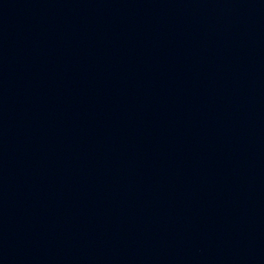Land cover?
Returning <instances> with one entry per match:
<instances>
[{
  "label": "water",
  "instance_id": "obj_1",
  "mask_svg": "<svg viewBox=\"0 0 264 264\" xmlns=\"http://www.w3.org/2000/svg\"><path fill=\"white\" fill-rule=\"evenodd\" d=\"M0 264H264V0H0Z\"/></svg>",
  "mask_w": 264,
  "mask_h": 264
}]
</instances>
